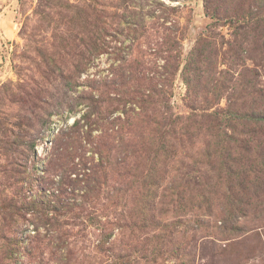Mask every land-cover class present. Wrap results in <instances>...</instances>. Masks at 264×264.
Listing matches in <instances>:
<instances>
[{
  "label": "rangeland",
  "instance_id": "rangeland-1",
  "mask_svg": "<svg viewBox=\"0 0 264 264\" xmlns=\"http://www.w3.org/2000/svg\"><path fill=\"white\" fill-rule=\"evenodd\" d=\"M0 264H264V0H0Z\"/></svg>",
  "mask_w": 264,
  "mask_h": 264
}]
</instances>
